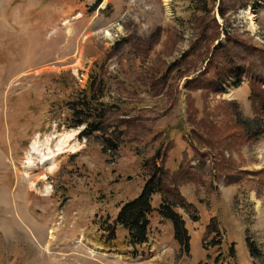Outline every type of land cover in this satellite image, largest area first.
<instances>
[{"label":"rangeland","instance_id":"obj_1","mask_svg":"<svg viewBox=\"0 0 264 264\" xmlns=\"http://www.w3.org/2000/svg\"><path fill=\"white\" fill-rule=\"evenodd\" d=\"M197 1L0 0V264H264V0ZM93 84L99 131L72 125ZM159 178L190 249L155 210L106 250Z\"/></svg>","mask_w":264,"mask_h":264},{"label":"trees","instance_id":"obj_2","mask_svg":"<svg viewBox=\"0 0 264 264\" xmlns=\"http://www.w3.org/2000/svg\"><path fill=\"white\" fill-rule=\"evenodd\" d=\"M207 2L208 4L206 5L205 3H199L197 1L194 8L200 13L207 15V8L209 10H212L213 8V3H211L210 0H207ZM191 6L193 7V5ZM201 48H204L203 51H206L205 42L200 47L196 46L193 48L190 54V59L200 56L199 52ZM185 72L187 73V71L183 70L182 75H184ZM103 83V81L100 83L101 89H103ZM94 86L95 85L93 84L89 92H85L83 96L80 95L76 100H74L73 103L77 104L70 109L73 115V126H80L87 123L90 126L89 129H92V131H99L102 129L105 123L107 116V103L103 102L105 94L101 90L99 92L94 90ZM109 98L110 97L108 95V101ZM96 100H98V105L95 104ZM94 117L97 118V122L91 120ZM91 133L93 132H83L82 137L88 136ZM109 141H112L109 150L118 149V137L115 138V141L112 139ZM162 191L163 187L161 178H159L157 181L153 179L148 182L144 186L143 191L139 196L123 203L114 220V225H116V227L106 229L108 231L106 236L101 234L98 239L96 238L97 242L106 250L112 251H123L126 249V246L129 248H135L139 245L146 244L149 238L151 215L155 210H157L163 218L172 222L176 241L183 249L188 251L190 249L191 236L188 232V229L186 228V222L182 215L175 210L174 205L168 204L167 198L165 196H161V204L158 208L153 206L154 195L161 194ZM108 218L111 220L110 217ZM118 229L124 232L123 238L116 234ZM89 230L90 233L87 231L86 235H89V237H94L92 230ZM248 247L250 249L251 257H255L257 252L261 253L257 243L251 238H248ZM232 253H234V250Z\"/></svg>","mask_w":264,"mask_h":264},{"label":"bare ground","instance_id":"obj_3","mask_svg":"<svg viewBox=\"0 0 264 264\" xmlns=\"http://www.w3.org/2000/svg\"><path fill=\"white\" fill-rule=\"evenodd\" d=\"M35 148V147H34Z\"/></svg>","mask_w":264,"mask_h":264}]
</instances>
